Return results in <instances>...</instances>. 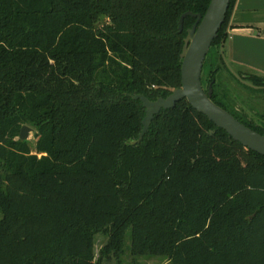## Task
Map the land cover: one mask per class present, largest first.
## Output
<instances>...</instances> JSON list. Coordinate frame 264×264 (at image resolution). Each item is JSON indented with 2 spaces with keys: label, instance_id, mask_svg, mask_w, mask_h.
Returning a JSON list of instances; mask_svg holds the SVG:
<instances>
[{
  "label": "trees",
  "instance_id": "16d2710c",
  "mask_svg": "<svg viewBox=\"0 0 264 264\" xmlns=\"http://www.w3.org/2000/svg\"><path fill=\"white\" fill-rule=\"evenodd\" d=\"M210 1L0 0V264H102L123 253L129 231L135 256L264 264V156L187 100L134 144L146 110L133 97L181 87L197 19L183 32L180 19L204 15ZM235 2L202 84L264 135L217 90ZM103 17L111 22L99 27ZM24 125L36 131L34 149L19 139ZM99 234L109 240L96 260Z\"/></svg>",
  "mask_w": 264,
  "mask_h": 264
},
{
  "label": "water",
  "instance_id": "95a60500",
  "mask_svg": "<svg viewBox=\"0 0 264 264\" xmlns=\"http://www.w3.org/2000/svg\"><path fill=\"white\" fill-rule=\"evenodd\" d=\"M231 1L211 0L204 15L188 11L181 17L179 22L180 32L184 30L186 18L197 19L193 27L188 30L181 54L182 85L168 97H160L154 101L144 95L133 97L134 100L141 101L146 110V116L143 120L144 129L134 144L143 141L155 116L159 115L162 110L174 109L178 103L187 100L195 110L204 114L219 129L226 131L233 140L264 156V135L246 126L227 110L217 105L212 100L213 84L209 86L207 92L202 84L205 60L226 21ZM30 131L31 128L24 126L21 129L19 139L27 141Z\"/></svg>",
  "mask_w": 264,
  "mask_h": 264
},
{
  "label": "rangeland",
  "instance_id": "374dc122",
  "mask_svg": "<svg viewBox=\"0 0 264 264\" xmlns=\"http://www.w3.org/2000/svg\"><path fill=\"white\" fill-rule=\"evenodd\" d=\"M111 21L103 17L98 23L99 27L109 24ZM225 58V65L218 74L217 90L221 96L226 95L229 98L233 109L244 115L246 119L256 125H264V87L256 85L249 75H252L243 69L230 64ZM210 86V85H209ZM205 91L207 86H204ZM230 108V109H232ZM31 128L27 141L33 145L37 142L36 131ZM23 126V127H24ZM22 127V128H23ZM108 236L99 234L95 238L96 260L101 257V251L108 243ZM102 264H170L169 259L164 256H135L132 253L131 233H127L125 248L121 255H112L110 259L104 258Z\"/></svg>",
  "mask_w": 264,
  "mask_h": 264
},
{
  "label": "crops",
  "instance_id": "0c3cea01",
  "mask_svg": "<svg viewBox=\"0 0 264 264\" xmlns=\"http://www.w3.org/2000/svg\"><path fill=\"white\" fill-rule=\"evenodd\" d=\"M226 60L264 77V0H236L230 17Z\"/></svg>",
  "mask_w": 264,
  "mask_h": 264
}]
</instances>
